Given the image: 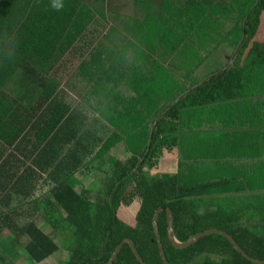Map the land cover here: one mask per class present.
<instances>
[{
  "label": "trees",
  "instance_id": "trees-1",
  "mask_svg": "<svg viewBox=\"0 0 264 264\" xmlns=\"http://www.w3.org/2000/svg\"><path fill=\"white\" fill-rule=\"evenodd\" d=\"M58 2L61 0H0V149L3 151L0 171L9 163L8 157L3 161L8 147L27 126L15 125L12 117L16 110L7 86L17 76L24 79L33 73L53 70L63 56L75 48L82 49L83 39L97 35L98 31H93L97 21L104 24L109 0H62L63 7L57 10L54 5ZM161 4L159 21L155 16L153 26L151 18L143 35L154 32L161 39L172 37V56H178L181 65L172 64V73L161 66L159 80L143 92L137 89L141 72L138 78L131 79L129 86L139 100L129 102L125 114L128 123L119 120L123 116L120 104L111 109V119L102 113L115 133L90 165L104 161L120 145L126 147L130 158H111V172L102 174L105 181L96 203L90 200L88 190L78 192L73 181L89 156L82 143L74 144L82 131L74 128L70 135L65 132L73 138V147L60 161L58 168L64 170L65 179L53 191L54 206L66 213V221L74 229L68 247L71 257L65 264H108L126 239L136 244L147 264H165L154 227V217L161 208L166 211L159 218V227L171 264L254 263L239 253L229 239L216 234L202 238L188 249L175 248L169 237L168 210L174 213L175 233L180 242L220 229L232 235L251 257L264 261V233L258 227L235 217L231 209L217 210L215 205H205L203 201L208 197L215 199L219 192L232 195L233 190L192 189L179 163L182 124L187 112L250 99L251 79L256 73L264 72V0H162ZM208 36L231 41L236 61L229 69L202 82L194 79L190 82L205 62L196 58L195 52L209 46ZM89 53L80 68L86 71L85 78L93 85L92 92L104 109L105 96H115L122 85L118 80L121 72L113 71L108 85L114 89L107 90L105 84L111 74L104 68V44L99 43ZM29 70L33 73H28ZM51 96L42 100L48 101ZM69 111L67 108V116L62 115L52 125L48 137L71 127L67 125L71 118ZM84 135L83 132L80 137ZM10 136H13L11 140ZM13 173L5 174L3 187L22 180L23 176L16 183L17 172ZM0 216H4L0 218V227L10 229L23 242L31 262L47 264L61 251L56 240L35 222L21 225L7 214ZM115 264L142 263L126 244Z\"/></svg>",
  "mask_w": 264,
  "mask_h": 264
},
{
  "label": "crops",
  "instance_id": "crops-1",
  "mask_svg": "<svg viewBox=\"0 0 264 264\" xmlns=\"http://www.w3.org/2000/svg\"><path fill=\"white\" fill-rule=\"evenodd\" d=\"M161 2L162 0H109L104 16L103 37L83 39L80 44L82 49L75 48L72 53L63 56L60 62L57 61L55 69L45 73L38 72V75H33L35 73L29 70L28 73H33L32 75L24 79L17 76L7 86L6 90L12 99L10 102H14L16 110L12 117L14 123L16 126H27L13 145L8 147L3 158L5 161L8 157L9 163L0 171V215L7 214L21 225L35 222L41 229L42 226L35 220H47L53 217L49 214L59 213L67 217L64 211L54 206L53 191L59 185L58 182L65 179L64 170L58 167L66 152L73 147V138L66 136L65 132L70 135L74 128L82 131L81 134L85 133L82 137L79 133L74 144L82 143L89 156L85 157L84 165L74 175L73 181L78 192L88 190L90 200L93 203L98 201L103 184L100 186L97 183L102 180V174L111 172V158H130L126 147L120 145L104 161L90 165L115 133L102 113L111 119V109L120 104L123 116L119 120L121 123H128L125 114L129 109V102L139 100L137 93L129 86L131 79L138 78L141 72L137 89L143 92L144 89L153 88L159 80L161 66L172 73V64L181 65L178 56H172V37L161 39L154 32L146 37L143 35L151 18L153 26L155 16L159 21ZM113 29L116 30L114 35ZM206 40L210 41L209 46L198 49V53L194 51L195 57L203 60L205 56L221 55L217 61L225 62V69L220 72L229 69L236 61L232 42H224L219 36H208ZM101 42L105 47L104 68L111 74L105 87L113 91L114 87H110L108 83L112 82V73L116 69L121 72L118 80L122 84L115 96H105L104 109H101L99 100L92 92L93 85L85 78L86 71L80 68L82 62L88 59L90 50ZM195 42L200 43L198 40ZM204 67L203 64L190 82L193 79L202 82L209 78L201 77ZM249 88L248 100L228 102L185 114L179 163L183 166L188 187L202 191L233 190L232 195L219 192L220 195L215 199L208 197L203 200L205 205H215L217 210L231 209L235 217L255 225L259 232L264 233V72L254 75ZM50 94L52 96L48 101L42 100ZM67 108L71 117L67 125L71 127L48 137L47 134L52 132V125L62 115L67 116ZM12 138L10 136L9 140ZM0 153H3L1 149ZM86 166H91L99 173L98 179H93L94 175L83 179L82 172ZM107 167L108 170L105 171ZM8 172H17L16 183L22 176L23 178L17 184L3 187L6 184L5 174ZM84 181L88 183L85 184ZM2 188L7 190L3 191ZM22 243L10 229L3 230L0 227L1 253L6 252L1 248L6 244L16 245L23 251L25 248Z\"/></svg>",
  "mask_w": 264,
  "mask_h": 264
},
{
  "label": "rangeland",
  "instance_id": "rangeland-1",
  "mask_svg": "<svg viewBox=\"0 0 264 264\" xmlns=\"http://www.w3.org/2000/svg\"><path fill=\"white\" fill-rule=\"evenodd\" d=\"M119 8V4H118ZM97 30V35L95 36L96 39H99L98 36H102L104 33L103 29V22L101 20L97 21V24L94 26L93 31ZM225 47V46H224ZM221 58V55L219 56ZM217 56H205V63L204 68L201 72V77H210L211 75L220 72L225 69V62L222 60L218 62ZM208 59V60H207ZM203 73V74H202ZM108 170V167L105 169V171ZM102 172L104 171L101 170ZM98 172L94 170L91 166H86V168L82 172L83 179H87L92 176L93 179H98ZM83 181V180H82ZM104 179L98 180L97 184L102 185L104 183ZM85 184H87V181H84ZM99 187V186H98ZM50 217L47 220H35L40 226H42V229L48 233L56 240V242L60 245L61 251L54 255L51 259H49L46 263L47 264H65L69 261L71 257V252L69 251V246L71 243V240L74 238L73 232L74 229L70 224L66 221L65 214L59 213L57 215L55 214H49ZM6 252H0V264H36L34 262H31L28 258L26 250H21L20 248H17V246H12L10 244H6L3 247H1Z\"/></svg>",
  "mask_w": 264,
  "mask_h": 264
},
{
  "label": "water",
  "instance_id": "water-1",
  "mask_svg": "<svg viewBox=\"0 0 264 264\" xmlns=\"http://www.w3.org/2000/svg\"><path fill=\"white\" fill-rule=\"evenodd\" d=\"M192 92V91H191ZM190 92V93H191ZM183 100V98L181 100H179L172 108L170 111H172L176 105H178L181 101ZM165 116H163L156 124V126L154 127V130L156 129L157 125L160 123V121L164 118ZM152 141H153V135H152V138H151V145H150V148L152 146ZM166 211L165 208H161L155 215L154 217V227H155V231H156V235H157V238H158V241H159V246H160V250H161V254H162V257H163V260H164V263L165 264H171L168 260V257H167V253H166V250H165V246H164V243H163V239H162V235H161V232H160V227H159V218L161 216L162 213H164ZM168 220H169V237H170V240L172 242V244L174 245L175 248L177 249H181V250H184V249H188L190 247H192L193 245H195L198 241H200L202 238L206 237V236H209V235H213V234H216V235H221V236H224L226 237L227 239L230 240V242L234 245V247L236 248V250L243 254L244 257L251 261L252 263L254 264H264V261L262 260H258V259H255L253 257H251L248 253H246L244 251V249L239 245V243L236 241V239L230 235L229 233L223 231V230H220V229H211V230H208L206 232H203V233H200L196 236H194L193 238H191L188 242H185V243H182L180 242L177 237H176V233H175V225H174V213L172 210H168ZM128 244L132 247L135 255L137 256L138 260L142 263V264H147L144 259L142 258V256L140 255L139 251H138V248L136 246V244L130 240V239H126L119 247L118 249L116 250L115 254L113 255V257L111 258L110 262L108 264H115V262L117 261V259L119 258L121 252H122V249L124 248V246Z\"/></svg>",
  "mask_w": 264,
  "mask_h": 264
},
{
  "label": "clouds",
  "instance_id": "clouds-1",
  "mask_svg": "<svg viewBox=\"0 0 264 264\" xmlns=\"http://www.w3.org/2000/svg\"><path fill=\"white\" fill-rule=\"evenodd\" d=\"M54 7H56L57 10L61 9V8L63 7L62 0H61V2L56 3V4L54 5Z\"/></svg>",
  "mask_w": 264,
  "mask_h": 264
}]
</instances>
